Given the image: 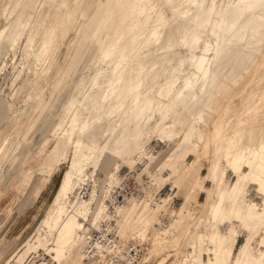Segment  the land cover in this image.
Segmentation results:
<instances>
[{
	"label": "bare ground",
	"instance_id": "1",
	"mask_svg": "<svg viewBox=\"0 0 264 264\" xmlns=\"http://www.w3.org/2000/svg\"><path fill=\"white\" fill-rule=\"evenodd\" d=\"M98 1L78 0L79 7L76 11L68 12L65 21L79 17L85 13L87 6ZM112 2L115 4V9L111 11L115 13L113 28L95 39L93 49L97 50L98 61L94 72L88 83L70 100V103H74V99L80 97V112L74 124L77 132L69 144L73 151L72 163L76 162L77 166L75 170L66 172V192L72 190L69 186L73 185V179H81L83 175L91 180L93 188L88 199L82 200L81 204L71 200L58 207L54 221L47 224L55 233L54 246H42L52 264H61L66 253L74 254L80 242V231L85 228L84 222L89 218V225L96 229L100 228L102 222L112 227L113 221L123 213L117 232L120 234L125 227L134 228L144 239L153 229V220L148 221L151 211L147 209L145 200L133 201L125 210L117 208L113 213L107 208V197L118 184L120 166L131 165L137 156L143 155L147 158L145 164L151 163L155 156H147L146 147L153 137L175 142L174 148L178 151L188 147L190 151L197 152L203 136L198 124L207 116L209 103L214 100L212 90L223 81L225 85L238 83L243 72H253L254 75L258 70V75L254 77L260 79L258 84H264V65H257V55L262 53L264 58V0H231V4L229 2L220 9L215 8L213 0ZM217 13L219 16L216 15L218 17L214 19ZM129 16L134 17L132 22H127ZM24 21L19 19L0 31V56L5 57V52L11 51L14 58L20 50L26 52L25 58L29 56L32 48L26 39L29 28H23ZM123 23L124 26L121 25ZM209 34L214 39L215 50L213 57L205 62L203 52L209 47V39L204 41L201 54H197L196 50L200 48L203 37ZM177 46H186L187 53L173 66L169 64L174 56L171 57L170 53ZM36 59L39 65L41 59ZM164 64H168L165 65L167 68ZM223 70L226 71L222 73ZM39 72V69L33 72V84L23 93L22 100L29 104L25 110L28 113L36 105L34 91L39 83ZM161 75H165L164 80H160ZM152 84L158 87L157 96L150 94L154 89ZM142 85L148 92L141 97L139 88ZM171 90L175 91L178 102L189 95H192V100L185 102L184 110L177 113L171 123H166L170 102L166 96ZM4 100L0 96V105ZM193 107L197 115L195 126L190 121L183 122L186 112ZM24 109L18 107L14 112L23 114ZM191 133L195 134L196 142H190ZM238 141L239 144L233 149L225 148L220 162L215 156L210 158L208 175L214 186L209 190L205 212L219 224H227L226 229L210 231L207 235L209 247L206 249L202 248L204 235H190L185 245L195 252L192 259L177 251L175 258L167 264H264V237H261L259 247L253 248L251 245L254 228L264 226V132L251 131ZM7 148L8 151L10 146ZM107 154L114 158V163L109 166L106 176L96 181L88 167L92 165L100 169L106 166L104 162L109 159ZM168 161L157 165L156 170L160 171ZM220 164H227L233 169L235 180L224 179V169L219 167ZM168 165L177 174L182 170V163L172 162ZM242 166H246L247 170L243 171ZM252 184L262 194L260 206L247 197ZM98 191H106V196L98 199ZM163 206L157 204L155 212ZM179 213L180 209H177L178 216ZM171 224L157 233L156 246L138 264H146L152 255L161 256L156 264L164 263V253L179 239V235L170 240L167 238ZM237 225L252 231V234L234 250ZM35 230L32 229L30 235ZM205 250L207 258L203 257ZM79 260L89 261L84 255ZM72 263V259H67L62 264Z\"/></svg>",
	"mask_w": 264,
	"mask_h": 264
},
{
	"label": "rangeland",
	"instance_id": "2",
	"mask_svg": "<svg viewBox=\"0 0 264 264\" xmlns=\"http://www.w3.org/2000/svg\"><path fill=\"white\" fill-rule=\"evenodd\" d=\"M230 1L213 0L217 9L229 5L227 3ZM100 3H103L102 7ZM78 7V0H0V31L6 26H12L19 19L25 20L23 28H29L26 39L32 48L26 58V52L21 50L14 58L11 51L5 52V57L0 56V96L5 99L0 105V113H3L0 116V198L7 195L5 190L8 189V195L14 194L15 201L9 205L12 206L23 195L29 197L38 193L49 178L50 185L48 184L47 189L52 190H47L48 199L40 209L42 217L32 228L36 229L34 234L24 233L20 237H15L16 239L10 237L9 240L12 243L8 247L12 248L0 249V264H52L49 254L42 246L43 244L49 247L54 246L55 233L47 224L51 220L54 221L58 207L71 200L81 204L82 200L88 199L93 188L91 180L82 174L81 179H73V185L69 186L72 190L66 192V172L75 170L77 166L76 162L72 163L73 151L69 144L77 132L74 124L80 112L78 106L80 97L74 99V103H70V100L88 83L94 72L98 61L97 50L93 49L95 39L101 33L112 30L115 13L111 11L115 9V4L112 0H99L87 6L85 13L79 17L65 21L68 12L76 11ZM216 15L219 16V13L215 14L214 19L218 17ZM128 19L127 22H132L134 17L129 16ZM121 25L124 26V23ZM210 36L211 34L206 38L203 37L200 48L196 50L197 54H201L205 45L204 41L209 39L210 42L207 43L209 47L203 52L205 62L213 57L215 50L214 39ZM262 49L264 51V46ZM186 53V46H177L170 53L171 57L174 56L169 64L176 65ZM36 58L41 59L39 65ZM165 65L168 66L164 64V67ZM257 65L260 67L264 65L262 53L257 55ZM38 69L40 70L37 76L39 83L34 91L37 98L36 105L34 104L33 111L28 113L25 110L27 111L29 104L26 105V102L22 100L23 93L32 86L35 79L33 72ZM225 71L223 70L222 73ZM258 73L259 70L254 75L253 72H243L238 83L225 85L223 81V84L212 90L214 100L209 103L210 109L206 110L207 116L198 124L203 130V136L198 143L197 152L190 151L188 147L178 151L174 148L175 142L153 137L146 147L147 156H155L151 163L145 164L147 158L143 155L137 156L131 165L120 166L117 173L118 183L121 176L138 170L140 174L147 175L149 180L142 189L143 193L129 199L121 206L108 207L113 213L117 208L125 210L133 201L145 200L147 209L151 211L148 221L153 220V229L144 238L149 243V251L143 257L150 254V250L156 246L157 233L166 228L160 225L165 218L172 223L171 232L167 238L170 240L175 235H179V239L167 249V253H164L165 259L162 264L173 260L177 251L179 254H186L188 259H192L195 252L185 245L190 235L197 236L200 233L204 235L202 248L206 249L209 247L207 240L209 232L226 229L227 224H219L205 212L209 190L214 186L208 175L210 158L215 156L220 162L226 147L233 149L239 144L238 139L249 135L251 131L264 132V84H258L260 79L254 77ZM164 78L165 75H161L160 80ZM152 87L154 89L150 91V94L157 96L158 87L155 84H152ZM139 92L142 97L148 91L142 85ZM175 97L174 90L169 91L166 96V99L170 101L167 106L166 123H171L175 115L184 110L187 104L185 102L192 100V95L183 98L181 102H178ZM18 107L25 108L23 114L19 111L14 112ZM186 115L183 118L184 123L190 121L194 126L197 125L194 121L197 118L196 108L189 109ZM190 142H196L194 133L190 135ZM9 146L10 149L7 151L6 148ZM107 157L109 159L104 162L106 166H101L100 169L92 165L88 167V171H93V178L96 181L105 177L110 169L109 166L114 163V158L109 154ZM165 160H169L168 163L157 171V165H161ZM172 162L182 163V170L178 174L169 167L168 164ZM203 164L207 172L201 175L200 169ZM226 165H219L221 169H224V179L235 180L233 169ZM228 170L232 173L229 171L227 174ZM242 170H247L246 166H242ZM205 179L211 182L210 187H204ZM167 182L177 188V197L174 196L172 200L170 199L172 192L162 188ZM16 183L21 185L17 188ZM80 188H87V197L80 198L78 193ZM198 190L206 191V198L202 202L196 200ZM98 194V199H103L106 191H98ZM6 197L9 198V196ZM247 197L258 206L262 203V194L258 192L255 184L250 185ZM157 204L164 206L155 212ZM177 209H180L179 216L176 214ZM122 214L113 221L111 228L113 231H118L120 228ZM89 223L90 218L84 222V227H87ZM241 229L245 230L241 225H237L238 236ZM254 229L256 230H253V234L252 231L245 230L246 235L241 243L249 234H252L251 245L257 248L260 246L261 237H264V226ZM83 230L80 231V242L74 254L66 253L61 264L67 259H72V264H93L91 261L79 260V257L84 255ZM119 235L142 238V235L138 234L134 228L127 227L123 228ZM203 257L207 258L206 250ZM160 258L161 256L152 255L146 264H156Z\"/></svg>",
	"mask_w": 264,
	"mask_h": 264
},
{
	"label": "built area",
	"instance_id": "3",
	"mask_svg": "<svg viewBox=\"0 0 264 264\" xmlns=\"http://www.w3.org/2000/svg\"><path fill=\"white\" fill-rule=\"evenodd\" d=\"M147 182V175L140 174V170L121 176L120 182L111 190L107 208L121 206L143 193L142 189ZM78 193L81 199L87 197V188H80ZM168 224L166 218L160 222L161 227ZM111 228L106 222H102L97 229L91 225L85 226L82 233L85 259L93 264H138L149 251L148 241L138 237H122Z\"/></svg>",
	"mask_w": 264,
	"mask_h": 264
},
{
	"label": "crops",
	"instance_id": "4",
	"mask_svg": "<svg viewBox=\"0 0 264 264\" xmlns=\"http://www.w3.org/2000/svg\"><path fill=\"white\" fill-rule=\"evenodd\" d=\"M188 156H190V154ZM229 171L232 173L231 170H228L227 174ZM206 172H207V168L203 164L200 169V174L204 175L206 174ZM48 184L50 185V178L40 188L38 193H36L35 195L32 194L29 197L27 195H23L21 198L19 197L20 200L17 201V203H14L12 206L9 205L11 202L15 201V199H13L14 194L12 195L11 193L10 195H8L9 192L8 189L5 190L7 192V195H3L0 198V249L1 250L12 248L11 246L8 247V245L12 243V241L9 240L10 237L16 239L15 237L17 236L20 237L24 235V233L28 234L31 231V229L38 223V221L42 217V214H40L41 212L40 209H42L45 200L48 199L49 192L47 190L52 191L51 188L47 189L49 186ZM20 185H21L20 183H16L15 186L18 188V186ZM203 185L204 187H210L211 182L205 179ZM162 188H165L168 191L172 192V196H170L171 200L172 198H174V196L177 197L176 195L177 188L173 187L168 182L165 183ZM6 196H9V198ZM205 198H206V191L198 190V193L196 195V200L198 202H202L205 200ZM245 235H246V231L241 229L234 250L243 241Z\"/></svg>",
	"mask_w": 264,
	"mask_h": 264
}]
</instances>
